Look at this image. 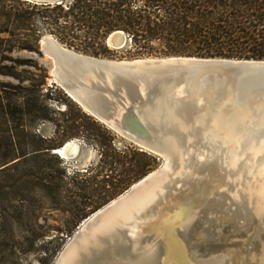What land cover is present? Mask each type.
Listing matches in <instances>:
<instances>
[{
  "label": "water",
  "instance_id": "95a60500",
  "mask_svg": "<svg viewBox=\"0 0 264 264\" xmlns=\"http://www.w3.org/2000/svg\"><path fill=\"white\" fill-rule=\"evenodd\" d=\"M128 41L121 30L107 39L116 49ZM42 51L53 59L54 80L86 112L163 159L86 217L53 264H176L179 252L181 264H264V227L253 238L260 228L253 215L213 190L208 174L216 164L193 159L176 174L173 149L200 139L202 131L263 127L264 59H114L72 49L53 35L42 38ZM74 250L79 254L72 261Z\"/></svg>",
  "mask_w": 264,
  "mask_h": 264
},
{
  "label": "rangeland",
  "instance_id": "374dc122",
  "mask_svg": "<svg viewBox=\"0 0 264 264\" xmlns=\"http://www.w3.org/2000/svg\"><path fill=\"white\" fill-rule=\"evenodd\" d=\"M32 2L0 0V264H42L45 250L63 244L57 257L86 215L143 177L133 175L139 146L94 117L95 124L54 80L42 38L53 35L86 53L83 40L63 41ZM126 55L107 57L131 59ZM70 140L80 144L72 158L46 148Z\"/></svg>",
  "mask_w": 264,
  "mask_h": 264
},
{
  "label": "trees",
  "instance_id": "16d2710c",
  "mask_svg": "<svg viewBox=\"0 0 264 264\" xmlns=\"http://www.w3.org/2000/svg\"><path fill=\"white\" fill-rule=\"evenodd\" d=\"M32 3L41 11L40 19L50 26V30L60 32L63 41L81 39L83 48L79 49L96 56L107 57L122 50L131 58L189 55L264 59V0H63ZM116 30L124 31L129 38L121 49H112L107 42L108 36ZM85 115L95 124L99 123L92 115ZM86 129L91 131V128ZM99 142L104 144V141ZM64 143L46 148L55 150ZM36 151L39 156L41 151ZM133 154L140 155L133 169L136 177L146 175L160 164L157 155L139 147ZM36 178L40 180L38 175ZM35 238L36 235L31 240ZM4 245L0 242V253L5 251ZM62 245L53 251L45 250L41 263L52 264ZM1 260L4 259L0 257Z\"/></svg>",
  "mask_w": 264,
  "mask_h": 264
},
{
  "label": "bare ground",
  "instance_id": "6f19581e",
  "mask_svg": "<svg viewBox=\"0 0 264 264\" xmlns=\"http://www.w3.org/2000/svg\"><path fill=\"white\" fill-rule=\"evenodd\" d=\"M51 36V35H47ZM194 139L188 138L184 142H176L173 149L179 162L176 174L188 169L193 159L209 160L216 164L214 173L208 174L213 190L224 191L222 197L226 202L237 208L251 213L259 226L252 233L255 238L257 231L264 227V126L253 130H223L214 129L202 131ZM194 137V136H193ZM80 151L77 140L66 142L63 150H54L63 158H72ZM152 193L146 195V201ZM142 204V201H141ZM196 209L193 210V212ZM130 216L128 214L127 219ZM260 230V231H259ZM79 252L74 250L69 260L74 261ZM181 253L176 254V264H181ZM69 261L67 262V264Z\"/></svg>",
  "mask_w": 264,
  "mask_h": 264
}]
</instances>
